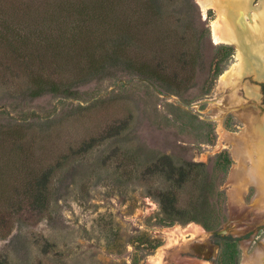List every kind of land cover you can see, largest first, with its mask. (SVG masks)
<instances>
[{
    "label": "rangeland",
    "instance_id": "obj_1",
    "mask_svg": "<svg viewBox=\"0 0 264 264\" xmlns=\"http://www.w3.org/2000/svg\"><path fill=\"white\" fill-rule=\"evenodd\" d=\"M216 18L196 0H0L2 264H217V234L240 239V264L257 260L264 197L241 189L223 135L244 122L218 117L238 49L214 42ZM37 81L78 94L32 99ZM245 82L260 99L241 109L263 121L264 80ZM163 157L183 185L155 170Z\"/></svg>",
    "mask_w": 264,
    "mask_h": 264
},
{
    "label": "bare ground",
    "instance_id": "obj_2",
    "mask_svg": "<svg viewBox=\"0 0 264 264\" xmlns=\"http://www.w3.org/2000/svg\"><path fill=\"white\" fill-rule=\"evenodd\" d=\"M196 1L205 14L211 9L217 12L211 24L214 42L235 45L238 49L237 62L219 80L221 101L228 97L231 105L220 108L218 117L222 121L228 111L236 109L235 114L244 122L240 133L224 131L223 135L234 144L233 154L240 162L235 178L241 189L246 193L250 186H255L257 198L264 197V120L254 109L249 114L241 109L249 99H260L258 88L245 82V77L252 73L264 80V0ZM257 212L264 213V200ZM260 215L257 222H264V216ZM258 252L257 260L249 258L243 264H264V246Z\"/></svg>",
    "mask_w": 264,
    "mask_h": 264
},
{
    "label": "trees",
    "instance_id": "obj_3",
    "mask_svg": "<svg viewBox=\"0 0 264 264\" xmlns=\"http://www.w3.org/2000/svg\"><path fill=\"white\" fill-rule=\"evenodd\" d=\"M47 93L60 94L65 97H75L78 91L70 86L63 85L53 81H37L29 91L32 99L41 97ZM233 163L231 157L225 161V165L229 167ZM155 170L165 173L171 180L178 185H183L187 174L184 170L177 169L171 162L169 157L161 158L159 165H155ZM52 172L50 170L43 173L42 177L35 183V195L33 204L36 208L45 207L47 202L46 188ZM161 203L165 212H177L176 199L168 193H160ZM216 242L220 247V252L216 260L217 264H240L242 249L239 239L232 235H216ZM158 243V242H156ZM2 264V262H0Z\"/></svg>",
    "mask_w": 264,
    "mask_h": 264
},
{
    "label": "flooded vegetation",
    "instance_id": "obj_4",
    "mask_svg": "<svg viewBox=\"0 0 264 264\" xmlns=\"http://www.w3.org/2000/svg\"><path fill=\"white\" fill-rule=\"evenodd\" d=\"M262 89V91H263V97H264V84H263V87L261 88ZM233 236V235H232ZM234 237V236H233ZM235 238H238V237H235ZM239 239V238H238ZM239 241H240V239H239ZM241 247V246H240Z\"/></svg>",
    "mask_w": 264,
    "mask_h": 264
}]
</instances>
